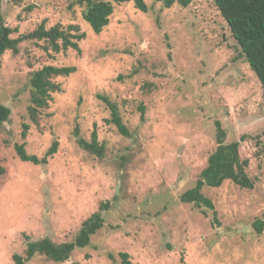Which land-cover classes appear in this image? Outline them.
<instances>
[{
	"label": "rangeland",
	"instance_id": "rangeland-1",
	"mask_svg": "<svg viewBox=\"0 0 264 264\" xmlns=\"http://www.w3.org/2000/svg\"><path fill=\"white\" fill-rule=\"evenodd\" d=\"M113 4L109 24L94 34L76 0H1L10 38L46 27L76 26L79 52L54 53L24 40L1 56L0 104L10 109L0 128V264L23 256L26 238L72 241L81 224L108 203L89 244L62 263L35 255L25 264H264V92L212 0L187 7L145 0ZM75 67L53 82L47 107L30 120L31 74L43 66ZM117 106L126 135L98 99ZM144 108L143 118L139 107ZM215 122L239 156L253 187L225 181L204 188L216 212L179 201L216 148ZM23 125L28 126L21 136ZM77 128L78 133L75 134ZM95 130L100 157L77 145ZM57 142L46 164L42 158ZM204 211V212H203Z\"/></svg>",
	"mask_w": 264,
	"mask_h": 264
},
{
	"label": "trees",
	"instance_id": "trees-1",
	"mask_svg": "<svg viewBox=\"0 0 264 264\" xmlns=\"http://www.w3.org/2000/svg\"><path fill=\"white\" fill-rule=\"evenodd\" d=\"M1 1V0H0ZM160 2L164 8H170L174 4L187 7L192 0H155ZM225 21L231 36L239 46L241 56L247 62L250 70L254 73L264 92V0H212ZM77 4L84 6L82 13L83 20L90 26L94 34H99L108 24L113 12V4L132 2L134 7L140 12H147L148 6L145 0H76ZM1 11V6H0ZM0 23L3 26V19L0 12ZM5 38L0 43V66L1 56L5 51L10 50L13 54L18 53V44L24 40H36L45 42L44 49L54 53L66 51L68 49L79 52L78 41L84 38V33H79L76 26H68L67 29L59 25L46 27L42 21L32 32L17 37L10 38L9 35L14 29L4 27ZM2 31L0 30V37ZM75 72V67H55L51 65L43 66L31 74L30 86V106L28 107L29 118L34 123L38 110L47 107L51 101V94L59 92V86L53 82L57 77H68ZM110 111V122L113 123L122 135L127 134V130L122 124L117 106L110 102L106 96H97ZM141 119L144 108L139 107ZM10 109L0 104V128L9 119ZM216 128V148L208 156L206 165L199 173L194 186L179 196V201L185 204H192L196 208H203L212 212V219L215 220L216 212L212 201L206 197L202 190L204 188H218L225 181H231L240 188H252L253 183L248 177L245 168L248 162L239 156V142L225 143V133L219 122H215ZM28 130L27 125H23L21 136L24 139ZM78 130L75 129L77 135ZM77 145L100 157L103 146L98 144L95 130L91 132L90 142L83 139L77 140ZM14 150L18 159L33 165L46 164L48 157L56 153L57 142H53L42 158L28 155L25 152L24 144L14 145ZM4 174V168L0 166V176ZM108 208V203L100 204L98 211L89 216L81 224V227L70 242L54 243L49 238L39 240H29L26 238L24 255L14 254L12 260L14 264H25L35 255H41L56 263H62L69 259L71 253L76 249L86 247L91 236L100 230L104 224L103 212ZM204 212V211H203ZM253 227L258 234L261 233L264 222L256 220ZM122 264H130L128 255L120 253ZM77 264V263H70Z\"/></svg>",
	"mask_w": 264,
	"mask_h": 264
},
{
	"label": "water",
	"instance_id": "water-1",
	"mask_svg": "<svg viewBox=\"0 0 264 264\" xmlns=\"http://www.w3.org/2000/svg\"><path fill=\"white\" fill-rule=\"evenodd\" d=\"M0 30L2 31V35L0 37V43L2 42V40L5 38L6 36V32L4 30V27L2 26V24L0 23Z\"/></svg>",
	"mask_w": 264,
	"mask_h": 264
}]
</instances>
